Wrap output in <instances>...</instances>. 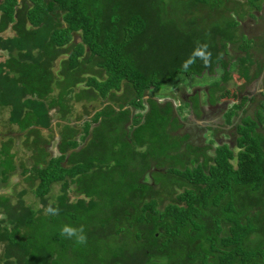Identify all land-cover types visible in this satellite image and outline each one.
Returning <instances> with one entry per match:
<instances>
[{"label":"trees","instance_id":"trees-1","mask_svg":"<svg viewBox=\"0 0 264 264\" xmlns=\"http://www.w3.org/2000/svg\"><path fill=\"white\" fill-rule=\"evenodd\" d=\"M260 2L0 0V33L13 32L0 35L6 123L38 132L49 108L64 119L70 100L99 103L80 140L63 124L57 155L39 145L25 165L11 137L0 145V264H264L261 112L236 126L233 167L225 145L209 157L175 134L170 103L145 92L216 72L205 87L212 102L226 89L230 52L248 79L251 39L240 27ZM62 54L59 80L51 68ZM143 101L145 113L131 115ZM190 102L199 116L196 94ZM18 168L27 186L13 192ZM69 188L81 197L70 201ZM28 193L38 207L25 203Z\"/></svg>","mask_w":264,"mask_h":264},{"label":"rangeland","instance_id":"rangeland-1","mask_svg":"<svg viewBox=\"0 0 264 264\" xmlns=\"http://www.w3.org/2000/svg\"><path fill=\"white\" fill-rule=\"evenodd\" d=\"M261 2L264 5V1L262 0ZM254 12L255 11L251 12V14L249 15L252 16V18L253 16H256L253 18V19H256L258 14L256 13L254 14ZM248 19L245 18L244 21L241 22L242 25L240 27V31H243L246 34V36L251 39V43H250L251 50L250 51H251L252 59L256 62V67H257L260 64H262L264 61L261 56L264 52V39L261 38V36H264V17L258 21L259 23L258 25H260V27H257V25L255 26V23H257L256 20L258 18L255 20L256 22H251L253 21V19L252 20H248ZM254 26L257 28L256 30ZM0 35L2 37L11 36L13 35V32L10 28H8L4 30L3 32H1ZM77 36L78 34L76 33L73 35V38L75 39V41L79 42L80 38ZM65 57H66V54H62L59 58L55 59L53 62L54 64L51 68L52 72L54 73V76L59 80H60V77L57 76L59 59L65 58ZM5 58H6L5 52L0 50V61L4 60ZM235 58L236 57L234 53L230 52V55L228 56V60L232 64L229 66L231 69L230 70L231 72L229 75V79L227 80L228 90L226 89L223 91L224 93L218 94L216 96L219 101L225 102L226 104L231 102L232 99L237 100L238 98H240V103H241L243 102V98L245 99V94L246 93L249 94L248 91L244 94L240 93L239 89H241L243 85V80L237 75L236 70L231 68L234 64ZM256 70L257 69H254L253 67L252 70H250L251 74L254 75V71L256 73ZM180 80L182 82L176 85H174L175 83H171V82H164L160 84L158 87L160 91L155 96L158 97V99H160L159 101L169 99L174 104H181L182 103L181 96H182L183 90L191 92L193 90L199 89L200 104H202L204 107V103L206 102L202 98L204 97L203 88L205 87V85L210 83V77L206 73H203L199 77H191L190 79L186 77L184 78V80L182 79ZM84 86L85 84L82 81V82L75 84L72 88L74 91H77L78 89H80V87L82 88ZM120 91H121V88L116 92V95H119ZM145 92L147 94L150 93L149 90H146ZM235 95L237 96L236 98H235ZM143 106L144 108H141L139 112L145 111V105ZM69 107H70V111H69L70 114L68 113L66 114L68 116L67 119L69 121V124L78 130L76 137L79 139V136L81 135L80 127L82 126L83 121L85 120V118L90 119L89 114H91L92 110L94 111L97 107H99V103L97 100L93 102H89V103L86 100H81V101H76V102L73 100H70ZM202 110L204 111V114L202 115L201 120L199 121L200 123H202V125L200 127V131L198 132V135L202 137V140L200 138V141H202L203 143H206L207 141H211L215 144H218L219 141H227L228 137L225 135L224 130L219 132V130L216 131L215 128L213 129L211 126L210 127L205 126L206 123L208 122L210 123V121L215 120L214 115L212 114L206 115V113L208 112L207 110H213V109L211 107H208V105L206 104V108L204 107L202 108ZM132 111H133L132 113H135L138 110L133 109ZM176 112L179 116V119L191 121L190 119L191 114H190V111L187 110V108L177 109ZM49 114L51 116L50 120L52 122L57 121L56 120V118L58 117L57 111L55 112L54 110H49ZM7 116H8V108L7 107L0 108V145L3 142L7 141L6 140L7 137H12V144L10 147V151L17 149L18 150L17 156H19L20 160H23L25 162V165L30 164V158L33 156L32 155L33 153L36 154V151L34 150L39 145L44 146V148L47 151L46 152L47 155H48V151L53 156L57 155L58 152L55 149V144L57 142L58 137L56 133H59L60 131L59 128L61 125L56 123V125L52 126V129L50 127L46 129H35L38 132H27V130H19L16 125L7 124L6 123ZM196 125L199 127L198 124ZM261 130H263V133H264V126L261 128ZM23 144H25L28 148L23 146ZM231 163L234 164V161L232 160ZM19 171L20 170L18 168L17 172L15 171L13 174L10 175V178H9L11 181H14L13 188H12L13 192H17L20 188L27 186V182H25L24 179H22V175H19ZM58 188H59V185L54 184L51 188L50 195L54 196L55 193L58 192ZM5 190L11 191V188L6 187L2 189V191L4 192ZM67 191L69 194L68 197L70 201H74L77 197H81V195L75 194L72 188H69ZM23 197H24V201L26 204L30 203L29 205L30 206L32 205L33 207L39 206V204L37 203V200L34 199L30 193L26 194ZM51 201H53V198H51ZM0 253H2V243H0Z\"/></svg>","mask_w":264,"mask_h":264},{"label":"flooded vegetation","instance_id":"flooded-vegetation-1","mask_svg":"<svg viewBox=\"0 0 264 264\" xmlns=\"http://www.w3.org/2000/svg\"><path fill=\"white\" fill-rule=\"evenodd\" d=\"M261 3L262 2H260L259 9L257 11L254 10L255 11L254 14L255 13L258 14V16H257L258 19L257 18H256L257 20L253 19L256 16H253V18L251 17L249 19L247 18L248 20L253 19V21H251V22L257 21V23H255V26L257 25V27H260V25H258L259 24L258 21L264 17V10H263L264 5H263V3L262 4ZM252 24H254V23H252ZM255 26H254V28H256ZM261 38L264 39V36H261ZM249 49L251 50V46ZM261 56H262V59L264 60V52ZM252 61L253 62L251 63V65H249V69H248L249 70V78L248 79H244L243 77H241L237 73V75L240 78H242V80H243V85H242L241 89H239L240 93L244 94L247 91L249 92V94H247V93L245 94V99L243 98V102L240 103V98H238L237 100L232 99V101L229 102L228 104H226L225 102L219 101L216 96L218 94L224 93L223 91L218 92V93H214L213 100L211 102L210 97L207 96L206 90H205V87L207 85H205V87L203 88L204 89L203 90L204 97H202V98L206 102V103H204V107L206 108V104H207L208 107H211L213 109V110H207L208 112L206 113V115L212 114V115H214V118H215V120L210 121V123L209 122L206 123L205 126H209V127L211 126L213 129L215 128L216 131L219 130V132L224 130L225 135L228 137L227 141H219L218 144H215L211 141H207L206 143H203L202 141H200V138L202 140V137H200L198 135V132L200 131V127H201L202 123H200L199 121L201 120V117L204 114V111L202 110V108H204V107L202 104H200L199 89L193 90L191 92L183 90L182 96H181V100H182L181 104H174L169 99L159 101L160 99H158V97L155 96L160 91V89H158V88L149 90L151 94L150 93H148V94L151 95L150 97L156 102V104H158L160 106L165 102L170 103V105L172 107V113L175 115V117L178 120V123L180 124L178 129L174 132L175 134H178V136L179 135H186L187 142H189L193 145L199 146V147H206L204 152H205V155H207L209 157L214 156V150L216 147L221 146V145H225L232 153V156H231V158L228 159V161L234 167L236 164V153L239 151V149H241V147H238L236 142H235V139L237 138V135H238L235 131L236 126L242 125V123H243L242 120L245 117H248L249 119L256 121V118H255L256 113L258 111H260L262 121H261V123L257 124L255 129H257L259 132H261L264 135L263 130H261V128L264 126V61L262 64H260L257 67H256V62L253 59H252ZM253 67H254V69H257L256 73L254 71V75L251 74V72H250V70H252ZM216 74H217L216 72L212 73L211 75L207 74L210 77V82L212 81L213 77L216 76ZM57 76H59L61 79V75L57 74ZM191 77H199V76H191ZM191 77H187V78L190 79ZM180 82H182V81H174L171 83H175L174 85H176V84H179ZM225 87L227 89V83H226ZM226 89H224V90H226ZM53 93H55V91H48V92H45L43 94V96L46 99H48ZM193 94H196L197 98H198L197 109L200 112L199 116H195L194 113H192V106H191V102H190V97H192ZM236 97L237 96L235 95V98ZM143 105H145V111H146L147 104L144 102ZM185 107L187 108L188 111H190L191 121L179 119V116H178L176 110L177 109H186ZM143 108H144V106H143ZM130 109H131V115L138 113L142 116L145 113V111L139 112L141 108L140 109L135 108L134 110H138L135 113H132L133 112L132 108H130ZM49 110H54L55 112L56 111L58 112V117L56 118L57 121L52 122L50 120L48 127H46V128L51 127V129H52V126L56 125V123L61 125L59 128L60 129L59 133L55 132L57 137H58V139H57V142H58L59 136L62 133V131L64 130L63 124H69V121L67 119L68 116L66 115L64 119L60 118L59 117L60 112L58 111V106L53 107V108H49ZM229 112H231L230 115H229ZM93 113H94V111L92 110L91 114H89V116L91 117ZM85 119H87V118H85ZM227 119H228V121H226ZM196 124H198L199 127ZM7 138H10V137H7ZM223 139H225V138H223ZM57 142H56V144H57ZM56 144H55V149L58 152ZM48 155L53 156L52 154H50L49 151H48ZM232 160L234 161V164L231 163ZM198 161H201V157H199Z\"/></svg>","mask_w":264,"mask_h":264}]
</instances>
